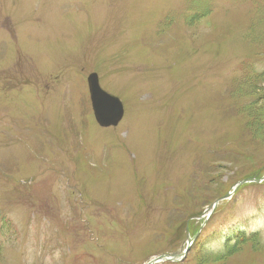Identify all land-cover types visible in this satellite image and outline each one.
I'll return each instance as SVG.
<instances>
[{
  "label": "rangeland",
  "instance_id": "374dc122",
  "mask_svg": "<svg viewBox=\"0 0 264 264\" xmlns=\"http://www.w3.org/2000/svg\"><path fill=\"white\" fill-rule=\"evenodd\" d=\"M263 48L264 0H0V264L184 249L191 216L264 175ZM92 72L124 102L117 128L94 119ZM247 191L264 181L210 221ZM205 231L158 264H264L242 231L204 255Z\"/></svg>",
  "mask_w": 264,
  "mask_h": 264
},
{
  "label": "clouds",
  "instance_id": "9594fccd",
  "mask_svg": "<svg viewBox=\"0 0 264 264\" xmlns=\"http://www.w3.org/2000/svg\"><path fill=\"white\" fill-rule=\"evenodd\" d=\"M233 200L229 213L222 221H210L205 217L198 222L201 230H206L200 242L204 255L224 253L235 241V238L229 240L228 237L236 231H242L248 237H256L264 244V194L241 192ZM213 232L217 234L212 235Z\"/></svg>",
  "mask_w": 264,
  "mask_h": 264
},
{
  "label": "water",
  "instance_id": "95a60500",
  "mask_svg": "<svg viewBox=\"0 0 264 264\" xmlns=\"http://www.w3.org/2000/svg\"><path fill=\"white\" fill-rule=\"evenodd\" d=\"M88 86L97 122L103 127L117 126L124 115V107L121 100L118 97L107 93L100 87L98 75L96 73H92L88 77ZM192 241L193 238H189V246ZM178 256L179 254L177 253L159 254L155 258L151 259L149 264L165 260H177Z\"/></svg>",
  "mask_w": 264,
  "mask_h": 264
},
{
  "label": "trees",
  "instance_id": "16d2710c",
  "mask_svg": "<svg viewBox=\"0 0 264 264\" xmlns=\"http://www.w3.org/2000/svg\"><path fill=\"white\" fill-rule=\"evenodd\" d=\"M263 49H264V48H263ZM256 78H258V75L255 74V73H253V75H252V79H256ZM246 239H251V238H243L242 240L244 241V240H246Z\"/></svg>",
  "mask_w": 264,
  "mask_h": 264
}]
</instances>
